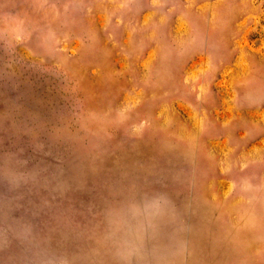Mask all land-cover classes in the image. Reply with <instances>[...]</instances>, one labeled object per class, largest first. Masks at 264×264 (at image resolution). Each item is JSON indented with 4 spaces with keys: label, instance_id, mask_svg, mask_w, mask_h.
Here are the masks:
<instances>
[{
    "label": "rangeland",
    "instance_id": "obj_1",
    "mask_svg": "<svg viewBox=\"0 0 264 264\" xmlns=\"http://www.w3.org/2000/svg\"><path fill=\"white\" fill-rule=\"evenodd\" d=\"M0 264H264V0H0Z\"/></svg>",
    "mask_w": 264,
    "mask_h": 264
},
{
    "label": "clouds",
    "instance_id": "obj_2",
    "mask_svg": "<svg viewBox=\"0 0 264 264\" xmlns=\"http://www.w3.org/2000/svg\"><path fill=\"white\" fill-rule=\"evenodd\" d=\"M169 201L167 197L163 194L155 197L149 205H147V211L153 216H162L165 208L168 206ZM111 239V237H109ZM123 245H129V240L127 238L120 241ZM144 247V238L143 236L136 237V243L131 246V250L124 255L125 261H130L131 256L136 253H140L141 249ZM143 259V257H140Z\"/></svg>",
    "mask_w": 264,
    "mask_h": 264
}]
</instances>
